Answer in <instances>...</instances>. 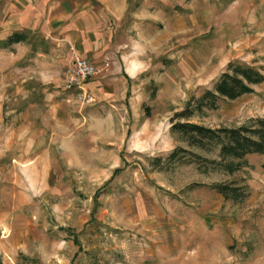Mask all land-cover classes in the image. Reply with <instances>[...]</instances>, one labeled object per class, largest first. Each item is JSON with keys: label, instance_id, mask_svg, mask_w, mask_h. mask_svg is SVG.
Wrapping results in <instances>:
<instances>
[{"label": "rangeland", "instance_id": "rangeland-1", "mask_svg": "<svg viewBox=\"0 0 264 264\" xmlns=\"http://www.w3.org/2000/svg\"><path fill=\"white\" fill-rule=\"evenodd\" d=\"M84 18L97 72L64 90ZM12 32L26 40L4 47ZM231 61L264 75V0H0L2 264H264V154L233 173L168 159L215 157L171 117ZM252 89L192 121L264 117ZM232 181L242 200L210 187Z\"/></svg>", "mask_w": 264, "mask_h": 264}, {"label": "trees", "instance_id": "trees-1", "mask_svg": "<svg viewBox=\"0 0 264 264\" xmlns=\"http://www.w3.org/2000/svg\"><path fill=\"white\" fill-rule=\"evenodd\" d=\"M26 37L23 32H12L4 40L3 46L24 41ZM263 81L264 75L253 66L238 61L229 62L212 88L205 89L199 97L187 100L184 107L171 117V132L178 134L188 146L207 152L215 151V157L211 159L200 157L183 147H176L169 154L168 159L172 160L180 153H188L213 164L214 169L233 173L245 164L246 155L264 154V117L252 118L247 124L237 127L213 128L192 121L194 118H200L205 109L217 108L219 99H236L252 92V85ZM179 156L183 158L185 154ZM153 160L158 162L160 158L155 157ZM191 160L194 159H188ZM234 183L236 184L235 181L228 184L218 182L211 184L210 187L224 199L242 200L248 195L247 185H234ZM0 264H2L1 256Z\"/></svg>", "mask_w": 264, "mask_h": 264}, {"label": "built area", "instance_id": "built-area-1", "mask_svg": "<svg viewBox=\"0 0 264 264\" xmlns=\"http://www.w3.org/2000/svg\"><path fill=\"white\" fill-rule=\"evenodd\" d=\"M107 61V57L105 58ZM96 66L71 48L70 57L63 79V89H82L85 83L96 74Z\"/></svg>", "mask_w": 264, "mask_h": 264}, {"label": "crops", "instance_id": "crops-1", "mask_svg": "<svg viewBox=\"0 0 264 264\" xmlns=\"http://www.w3.org/2000/svg\"><path fill=\"white\" fill-rule=\"evenodd\" d=\"M85 18L79 21L77 20L75 21V24L69 26L67 29L69 31V34L67 35L69 39L71 38L74 40L78 49V53L89 62L94 64L98 59L99 54H97V52H93V49L98 50L99 46L98 44H94L91 41H87L86 37L84 36V31L86 30ZM58 26L60 27V24ZM81 29H83V31Z\"/></svg>", "mask_w": 264, "mask_h": 264}]
</instances>
